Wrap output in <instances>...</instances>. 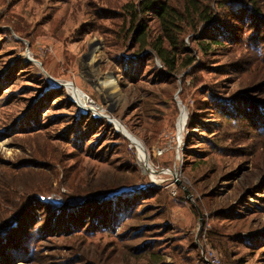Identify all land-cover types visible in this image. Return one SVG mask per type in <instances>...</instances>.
I'll list each match as a JSON object with an SVG mask.
<instances>
[{
    "label": "rangeland",
    "instance_id": "obj_1",
    "mask_svg": "<svg viewBox=\"0 0 264 264\" xmlns=\"http://www.w3.org/2000/svg\"><path fill=\"white\" fill-rule=\"evenodd\" d=\"M137 2L0 0V264H264V0H167L174 70Z\"/></svg>",
    "mask_w": 264,
    "mask_h": 264
},
{
    "label": "trees",
    "instance_id": "obj_2",
    "mask_svg": "<svg viewBox=\"0 0 264 264\" xmlns=\"http://www.w3.org/2000/svg\"><path fill=\"white\" fill-rule=\"evenodd\" d=\"M154 3L152 1L147 0H138L136 4V9L134 6H132L130 10L131 17H134V21L138 22L139 14L142 12L146 13L148 12L152 7ZM156 16L158 19H160L161 24V34L158 36L157 40H151V37L147 34L146 26H141L138 22V27L134 32V43L138 45L140 49L150 48L154 50L160 59H162L165 63V66H168L171 70L175 69V64L178 60L177 58V52L178 48L180 47L178 44V41L176 40L177 34L181 33L179 21L181 18V15L174 11L169 4L167 3V0L162 4H159L158 8L156 9ZM200 16V15H199ZM137 19V20H136ZM255 30L259 31V34L254 32L253 35V43L259 44L263 43L264 38V25H259L255 28ZM250 43V39L247 40V44ZM165 44H167V47H165ZM252 44V43H251ZM147 59H149V56H151V53L145 52ZM189 64L192 65L195 58L189 57Z\"/></svg>",
    "mask_w": 264,
    "mask_h": 264
},
{
    "label": "bare ground",
    "instance_id": "obj_3",
    "mask_svg": "<svg viewBox=\"0 0 264 264\" xmlns=\"http://www.w3.org/2000/svg\"><path fill=\"white\" fill-rule=\"evenodd\" d=\"M90 59H91V62H92L94 60V56H92ZM65 86L67 87L69 95H71V97H73V99H75V101L78 104H80V108L82 107V109H84V110L87 109V110H90V111H92V112H94L96 114H99V115L103 114V108L101 106H97V104L93 103L90 100V97L83 90H81L80 88L76 87L71 82H68L67 84H65ZM117 87L118 86H117V83H116V78L113 75H109V74L104 76V78L102 79V81L100 83V89L101 90H103L104 88H107L108 90L114 92V91L117 90ZM119 92H120V90H119ZM187 117H188V114H187L186 109L182 108L181 117H180L179 122H178V131H179V134H180L178 136L180 138L182 136V133H183L186 121H187ZM111 120H113V123L115 124V127H116L117 131L122 133L127 139H129L133 143V145H135V147H136V149L138 151V155L140 157L139 161L146 166L147 172L152 174V177H154V175H156L157 172L153 174V170L154 169L151 167V165H149V162H148V158L149 157H148V154L145 151L143 145L123 126L122 123H120L119 120H117L115 118H112V117H111ZM168 172L171 173V170H169ZM158 174H161V173H158Z\"/></svg>",
    "mask_w": 264,
    "mask_h": 264
},
{
    "label": "water",
    "instance_id": "obj_4",
    "mask_svg": "<svg viewBox=\"0 0 264 264\" xmlns=\"http://www.w3.org/2000/svg\"><path fill=\"white\" fill-rule=\"evenodd\" d=\"M177 102H178L180 105H182L181 101H177ZM182 108H184L183 105H182ZM171 173H172L173 176H174V181H175L177 184H181V180L178 179L176 171H175V170H173V171L171 170ZM183 189H184V192H185L187 198H191V195H190V192L188 191V189H187L185 186H183ZM201 219H202V214L200 213V220H201Z\"/></svg>",
    "mask_w": 264,
    "mask_h": 264
}]
</instances>
